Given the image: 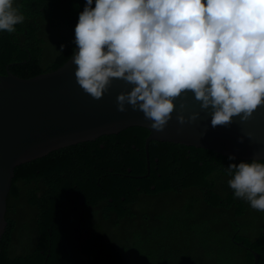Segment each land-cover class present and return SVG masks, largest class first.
Wrapping results in <instances>:
<instances>
[{
  "label": "trees",
  "instance_id": "trees-1",
  "mask_svg": "<svg viewBox=\"0 0 264 264\" xmlns=\"http://www.w3.org/2000/svg\"><path fill=\"white\" fill-rule=\"evenodd\" d=\"M17 3L25 21L0 32V75L62 67L86 0ZM149 134L132 127L16 167L0 264H254L252 250L264 264V211L234 197L226 172L251 160L152 141L149 171Z\"/></svg>",
  "mask_w": 264,
  "mask_h": 264
},
{
  "label": "clouds",
  "instance_id": "clouds-1",
  "mask_svg": "<svg viewBox=\"0 0 264 264\" xmlns=\"http://www.w3.org/2000/svg\"><path fill=\"white\" fill-rule=\"evenodd\" d=\"M24 21L17 0H0V32ZM75 45L83 90L99 99L114 79L126 81L131 88L118 94V110H142L157 131L188 92L213 127L248 121L264 105V0H86ZM226 172L234 197L264 211V159L233 162Z\"/></svg>",
  "mask_w": 264,
  "mask_h": 264
},
{
  "label": "water",
  "instance_id": "water-1",
  "mask_svg": "<svg viewBox=\"0 0 264 264\" xmlns=\"http://www.w3.org/2000/svg\"><path fill=\"white\" fill-rule=\"evenodd\" d=\"M75 68L71 57L59 69L33 78H20L9 70L0 75V242L8 226L7 199L16 167L68 146L142 127L150 133L145 145L148 167L152 141L234 155L236 160L264 159V105L248 121L237 117L231 124L213 127L210 112L188 92L176 99L167 126L157 131L142 110L131 105L127 111L118 110L117 96L129 91L130 84L114 79L104 96L96 99L78 84ZM193 112L200 113L195 121L190 119ZM181 113L189 118L184 123L178 120ZM252 253L254 264H261V255Z\"/></svg>",
  "mask_w": 264,
  "mask_h": 264
},
{
  "label": "flooded vegetation",
  "instance_id": "flooded-vegetation-1",
  "mask_svg": "<svg viewBox=\"0 0 264 264\" xmlns=\"http://www.w3.org/2000/svg\"><path fill=\"white\" fill-rule=\"evenodd\" d=\"M150 164H151V162H150ZM150 168V166L148 167V169ZM149 171H150V169H149ZM149 175V172H148V174L146 175V176H148ZM85 203V201L84 200H80V204H84Z\"/></svg>",
  "mask_w": 264,
  "mask_h": 264
},
{
  "label": "bare ground",
  "instance_id": "bare-ground-1",
  "mask_svg": "<svg viewBox=\"0 0 264 264\" xmlns=\"http://www.w3.org/2000/svg\"><path fill=\"white\" fill-rule=\"evenodd\" d=\"M68 183V182H67ZM63 186H64V184H63ZM39 199H41V198H39ZM43 199V198H42ZM49 210V209H48ZM49 212V211H48ZM45 215V214H44ZM8 222V221H7Z\"/></svg>",
  "mask_w": 264,
  "mask_h": 264
}]
</instances>
